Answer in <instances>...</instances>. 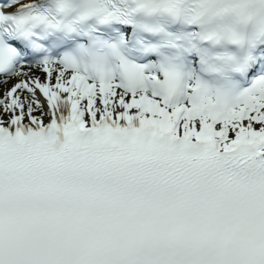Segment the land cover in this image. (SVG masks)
<instances>
[{"label":"snow or ice","instance_id":"1","mask_svg":"<svg viewBox=\"0 0 264 264\" xmlns=\"http://www.w3.org/2000/svg\"><path fill=\"white\" fill-rule=\"evenodd\" d=\"M0 264H264V0H0Z\"/></svg>","mask_w":264,"mask_h":264}]
</instances>
